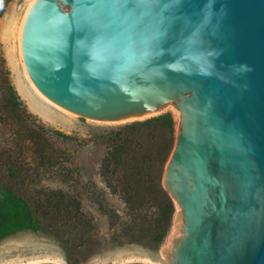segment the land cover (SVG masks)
I'll list each match as a JSON object with an SVG mask.
<instances>
[{"label":"water","instance_id":"1","mask_svg":"<svg viewBox=\"0 0 264 264\" xmlns=\"http://www.w3.org/2000/svg\"><path fill=\"white\" fill-rule=\"evenodd\" d=\"M22 55L37 89L82 118L176 108L170 264H264V0H35Z\"/></svg>","mask_w":264,"mask_h":264},{"label":"rangeland","instance_id":"2","mask_svg":"<svg viewBox=\"0 0 264 264\" xmlns=\"http://www.w3.org/2000/svg\"><path fill=\"white\" fill-rule=\"evenodd\" d=\"M34 2L35 0H11L1 14L0 57L6 61L10 81L23 106L27 113L32 115L26 119L27 126L43 134L51 144L56 158L48 165L38 157L35 160L27 149L13 150L14 144L10 141L12 148L5 150L9 154L0 158V183L14 189L28 200L33 198L37 189L46 187H63L75 191L85 212L92 219L93 226L90 227V232L88 227L64 229L56 220H49L43 222L44 231L18 232L0 242V264H170L164 250L179 237V229L183 224L180 211L176 208L169 235L160 249L153 251L141 244H123L113 240L112 229L104 209L121 213L123 204L117 198H106L105 194L101 193L105 189L99 172L101 158L106 153L104 137L120 126L153 116L117 123L99 122L82 118L54 104L44 95L42 97L28 79L30 77L27 76L22 55L24 19ZM167 111L173 113L178 124V114L172 106H168L164 113ZM53 130L71 136L72 140L59 137ZM6 138L10 139L9 134ZM9 155L23 163L18 164L20 166L17 178L8 175L5 162ZM63 238L71 239L72 245L75 241L79 243L81 239L85 244L78 249L72 247L68 252Z\"/></svg>","mask_w":264,"mask_h":264},{"label":"trees","instance_id":"3","mask_svg":"<svg viewBox=\"0 0 264 264\" xmlns=\"http://www.w3.org/2000/svg\"><path fill=\"white\" fill-rule=\"evenodd\" d=\"M10 1L0 0V16ZM31 117L10 81L5 59L0 57V158L9 154L5 150L12 148L11 141L13 150L27 149L35 160L38 157L50 165L56 158L54 150L43 134L27 126L26 119ZM176 129V119L167 111L120 126L104 137L106 153L101 158L99 172L105 189L101 193L123 204L121 213L104 209L114 241L141 244L156 251L169 235L176 206L163 186V175L174 149ZM53 133L72 140L60 131ZM8 134L11 140L6 138ZM16 160L9 155L5 162L12 178L19 176L18 164H23ZM49 220H56L64 229L88 227L90 232L93 226L75 191L46 187L37 189L28 200L0 183V242L26 230L44 231L43 222ZM63 241L68 252L85 244L82 239L74 245L71 239L63 238Z\"/></svg>","mask_w":264,"mask_h":264},{"label":"bare ground","instance_id":"4","mask_svg":"<svg viewBox=\"0 0 264 264\" xmlns=\"http://www.w3.org/2000/svg\"><path fill=\"white\" fill-rule=\"evenodd\" d=\"M27 16V15H26ZM25 19H26V17H25ZM25 19H24V22H25ZM23 27H24V24H23ZM22 33H23V28H22ZM26 69V68H25ZM27 76H28V74H27ZM29 79V81L31 82V84L33 85V87L35 88V90L43 97V94L37 89V87L34 85V83L32 82V80H30L31 78H28ZM31 85V86H32ZM45 97V96H44ZM170 106H172V108L174 109V111L178 114V116H179V113H178V111L176 110V108L173 106V105H170Z\"/></svg>","mask_w":264,"mask_h":264}]
</instances>
